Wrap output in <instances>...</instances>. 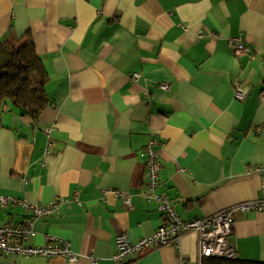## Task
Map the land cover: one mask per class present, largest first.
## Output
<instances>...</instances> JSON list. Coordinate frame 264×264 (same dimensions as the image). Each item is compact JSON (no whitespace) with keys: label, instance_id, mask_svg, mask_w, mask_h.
I'll return each instance as SVG.
<instances>
[{"label":"crops","instance_id":"1","mask_svg":"<svg viewBox=\"0 0 264 264\" xmlns=\"http://www.w3.org/2000/svg\"><path fill=\"white\" fill-rule=\"evenodd\" d=\"M231 37L248 52L234 54ZM27 39L49 104L37 118L11 101L1 113L0 197L8 202L0 225L26 221L23 201H59L32 220L25 243L58 238L81 256L3 254L0 264H89L88 256L117 264L119 234L136 243L163 223L146 195L143 147L152 137L157 192L182 219L264 199L255 170L264 164V0H0V41ZM237 80L248 87L243 101L233 97ZM107 190L128 193L131 207ZM197 239L190 231L177 246H145L118 264H200ZM229 242L238 258L264 263V210L235 212Z\"/></svg>","mask_w":264,"mask_h":264},{"label":"built area","instance_id":"2","mask_svg":"<svg viewBox=\"0 0 264 264\" xmlns=\"http://www.w3.org/2000/svg\"><path fill=\"white\" fill-rule=\"evenodd\" d=\"M229 43L232 52L236 55L248 52V48L241 42V38L239 37H231ZM138 78L139 74L134 73L132 74L131 80L135 82ZM161 86L164 89H168L167 83ZM247 91L248 87L242 80L235 81L233 97L236 100L243 101L247 95ZM259 98L260 100H264V89L260 91ZM44 132L48 138L44 154L49 155L52 147L50 140L51 128H44ZM157 145V139L152 137L143 147L144 164L146 167L145 187L147 189V198L154 199L157 202L158 208L162 211L163 223L151 235L139 238L136 243H130L125 234H119L115 239L116 250L112 255V260L117 264L121 263L126 254L139 251L145 246L152 248L162 245L177 246L181 236L190 231L196 232L198 236L197 255L199 262H201L202 258L206 257L237 259L238 255L235 247L229 242V236L233 231L235 212L264 210V199L236 203L201 218L192 220L182 219L176 212L174 206L171 205L167 195L163 192H157L158 174L161 166L158 161V151L155 149ZM255 170L262 175V187H264V164L257 165ZM107 193L116 196L120 195L123 198L126 208L131 207L128 193L115 190H107ZM7 202V198L0 197L2 207ZM22 205L28 212L26 221L21 224L6 223L0 225V256L3 254H15L23 257H64L70 263L77 262L81 255L75 253L70 248V243L61 239L49 237L47 239L48 243L43 245H30L25 243L35 235V231L31 225L32 220L36 217L51 214L59 206V201H54L46 205L30 204L23 201ZM88 260L89 264H97V260L92 256H88ZM179 264L186 263L181 260Z\"/></svg>","mask_w":264,"mask_h":264},{"label":"trees","instance_id":"3","mask_svg":"<svg viewBox=\"0 0 264 264\" xmlns=\"http://www.w3.org/2000/svg\"><path fill=\"white\" fill-rule=\"evenodd\" d=\"M45 82L46 73L31 39L18 43L0 41V117L4 106L11 101L22 115L37 118L49 104ZM200 264L264 263L240 258L206 257L201 259Z\"/></svg>","mask_w":264,"mask_h":264}]
</instances>
